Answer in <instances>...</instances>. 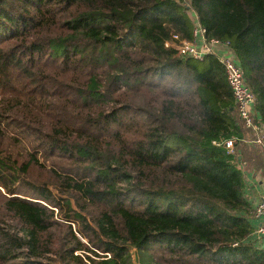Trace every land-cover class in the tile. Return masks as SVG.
<instances>
[{"label":"trees","instance_id":"trees-1","mask_svg":"<svg viewBox=\"0 0 264 264\" xmlns=\"http://www.w3.org/2000/svg\"><path fill=\"white\" fill-rule=\"evenodd\" d=\"M195 19L230 43L264 125V0H0V91L28 95L0 103V134L21 116L88 174L0 139V264H119L110 243L137 264H264L224 67L165 44L191 41Z\"/></svg>","mask_w":264,"mask_h":264},{"label":"rangeland","instance_id":"rangeland-1","mask_svg":"<svg viewBox=\"0 0 264 264\" xmlns=\"http://www.w3.org/2000/svg\"><path fill=\"white\" fill-rule=\"evenodd\" d=\"M4 83L5 85L3 86V89L5 86H8L6 88L7 90H11L12 87V89H15L16 91H0V103L3 104V107L10 108L22 105L28 95L27 93L20 92L21 89L18 80L16 79L15 83L13 79H9L5 80ZM29 125L30 124L26 123L21 116L15 117L11 115V117H7V119L2 122V128L5 134H0V139H3L2 148H8L13 156L20 161L26 158L27 152H32L37 155L39 162L42 163L46 169H54L59 173L77 178L83 177V175H88L83 169L86 166L84 163L77 161L74 158H69L68 155L63 154L58 150L54 151L53 149H49V146H47L45 141L41 140L37 135L38 132H36L35 129H32ZM2 135H4V138ZM43 177H45V173L39 168H34L32 170L31 178L33 180L38 181ZM21 194H28V190L23 188ZM44 194L61 197L57 191H54L52 185L49 191L44 192ZM89 228L86 227L85 229L94 236V239L97 242L96 231L94 232L95 228L92 227V225L89 226ZM109 246L110 254L118 256L119 264H137L135 248L129 245L123 247L113 243H110Z\"/></svg>","mask_w":264,"mask_h":264},{"label":"built area","instance_id":"built-area-1","mask_svg":"<svg viewBox=\"0 0 264 264\" xmlns=\"http://www.w3.org/2000/svg\"><path fill=\"white\" fill-rule=\"evenodd\" d=\"M176 42V43H174ZM166 46L175 45L182 56H190L200 59L204 54L216 56L222 63L227 83L231 89L238 116L244 128L253 131L254 144L264 149V125L258 122L254 110L255 94L247 84L241 66L236 61L233 50L228 41L217 39H206L204 29L198 24L194 25L193 39L191 41L180 40L173 35V41L166 42ZM230 153L234 152V141L222 139ZM253 216L261 219V222L254 231L255 236L264 239V196L255 204Z\"/></svg>","mask_w":264,"mask_h":264},{"label":"crops","instance_id":"crops-1","mask_svg":"<svg viewBox=\"0 0 264 264\" xmlns=\"http://www.w3.org/2000/svg\"><path fill=\"white\" fill-rule=\"evenodd\" d=\"M196 23L195 19L194 25ZM242 130L243 138L235 147V152L241 160L239 167L245 176L246 194L254 208L255 204L264 196V149L252 142L253 131L244 127ZM260 222L261 219L253 218L254 231ZM261 242L264 246V239Z\"/></svg>","mask_w":264,"mask_h":264}]
</instances>
